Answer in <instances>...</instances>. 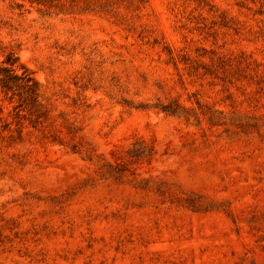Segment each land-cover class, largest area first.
Masks as SVG:
<instances>
[{
    "label": "rangeland",
    "instance_id": "374dc122",
    "mask_svg": "<svg viewBox=\"0 0 264 264\" xmlns=\"http://www.w3.org/2000/svg\"><path fill=\"white\" fill-rule=\"evenodd\" d=\"M9 55L0 264H264V0H0Z\"/></svg>",
    "mask_w": 264,
    "mask_h": 264
},
{
    "label": "trees",
    "instance_id": "16d2710c",
    "mask_svg": "<svg viewBox=\"0 0 264 264\" xmlns=\"http://www.w3.org/2000/svg\"><path fill=\"white\" fill-rule=\"evenodd\" d=\"M29 1L33 2V1H39V0H29ZM5 63H7L9 66H3L0 68L1 88L6 90L7 92H13V94H16V92H18V95L20 96H22L21 93H27L30 96L32 94H36L37 83L31 77L28 69L25 68V66H23L22 64H18V60L12 58V55H9L7 57V60L5 61ZM16 68L17 69L20 68L23 70L21 77H18L16 74H13ZM15 79L16 80L20 79L21 82L16 83Z\"/></svg>",
    "mask_w": 264,
    "mask_h": 264
}]
</instances>
